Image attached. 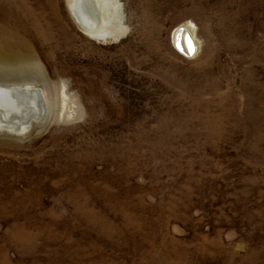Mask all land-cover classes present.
Instances as JSON below:
<instances>
[{
	"label": "rangeland",
	"instance_id": "1",
	"mask_svg": "<svg viewBox=\"0 0 264 264\" xmlns=\"http://www.w3.org/2000/svg\"><path fill=\"white\" fill-rule=\"evenodd\" d=\"M103 1L0 0V264H264V0Z\"/></svg>",
	"mask_w": 264,
	"mask_h": 264
},
{
	"label": "bare ground",
	"instance_id": "2",
	"mask_svg": "<svg viewBox=\"0 0 264 264\" xmlns=\"http://www.w3.org/2000/svg\"><path fill=\"white\" fill-rule=\"evenodd\" d=\"M69 5H70V10H71V15L74 21L76 22V24L81 29V31L83 30V32L89 35H94L97 33L99 34L101 32L102 25L106 23L109 17V14L106 12L105 4L103 0H70ZM97 13H98V16H97ZM185 26L192 28V26L188 23ZM186 27L178 26L173 33L172 40L175 43V45L183 53L186 50L189 54H192L193 51H194L193 54H195L197 51V44H196V39L192 33V31L194 30L191 31L190 29ZM0 59H1L0 61L5 60V56L2 54V52H0ZM12 91L13 90L11 89V91L9 92H3V93L0 92L1 93L0 111H3L4 108L6 109L7 107H9V105L11 106L15 105V101L17 99H20L19 102L22 104H24L23 102L29 103V100H31L33 97L39 98V94H40V92L38 94L37 90H34V91L30 90L29 92L28 90L22 91L21 89H17L16 92L18 95L16 94V99L13 100L12 97H14V94H12ZM2 101L6 102L7 104L2 105L3 103ZM25 108H28V107L24 106V109ZM22 109H23V105H22ZM25 112H27L26 109H25ZM41 112H42V108L40 107L39 114ZM23 113L21 114L22 117L17 119V121L13 120L12 124L13 125L15 124L14 126H18V124L25 122V118L28 115L27 113L26 114H23ZM16 114H19V113H16ZM0 119H1V115H0Z\"/></svg>",
	"mask_w": 264,
	"mask_h": 264
},
{
	"label": "water",
	"instance_id": "3",
	"mask_svg": "<svg viewBox=\"0 0 264 264\" xmlns=\"http://www.w3.org/2000/svg\"><path fill=\"white\" fill-rule=\"evenodd\" d=\"M194 52V51H193ZM193 52H192V54H193ZM185 54H188V55H192V54H189L186 50H185V52H184Z\"/></svg>",
	"mask_w": 264,
	"mask_h": 264
}]
</instances>
